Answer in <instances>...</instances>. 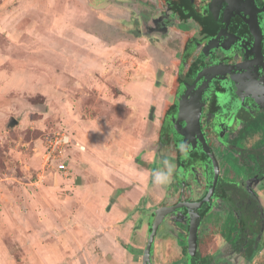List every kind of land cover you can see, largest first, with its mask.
Returning <instances> with one entry per match:
<instances>
[{
	"label": "rangeland",
	"instance_id": "rangeland-1",
	"mask_svg": "<svg viewBox=\"0 0 264 264\" xmlns=\"http://www.w3.org/2000/svg\"><path fill=\"white\" fill-rule=\"evenodd\" d=\"M99 1L0 0V264L141 263L148 147L175 45L158 43L160 53L124 37L121 15L98 14ZM62 131L85 146L64 151L67 173L43 168L48 137Z\"/></svg>",
	"mask_w": 264,
	"mask_h": 264
},
{
	"label": "flooded vegetation",
	"instance_id": "flooded-vegetation-1",
	"mask_svg": "<svg viewBox=\"0 0 264 264\" xmlns=\"http://www.w3.org/2000/svg\"><path fill=\"white\" fill-rule=\"evenodd\" d=\"M94 6L111 22L103 8L121 15L124 37L148 39L160 53V43L175 45L168 50L169 91L148 148L150 179L164 159L175 168L165 186L151 179L157 189L140 209V264L150 217L152 264H254L264 256V0Z\"/></svg>",
	"mask_w": 264,
	"mask_h": 264
},
{
	"label": "built area",
	"instance_id": "built-area-1",
	"mask_svg": "<svg viewBox=\"0 0 264 264\" xmlns=\"http://www.w3.org/2000/svg\"><path fill=\"white\" fill-rule=\"evenodd\" d=\"M69 147H76L80 151L85 150V147L75 141L67 132H56L49 136L45 145L43 168H54L55 163L57 172L67 173L71 159L68 153L64 151Z\"/></svg>",
	"mask_w": 264,
	"mask_h": 264
},
{
	"label": "clouds",
	"instance_id": "clouds-1",
	"mask_svg": "<svg viewBox=\"0 0 264 264\" xmlns=\"http://www.w3.org/2000/svg\"><path fill=\"white\" fill-rule=\"evenodd\" d=\"M180 151L186 152V146L181 145ZM162 163H163L162 168L156 169L151 173L152 183L155 186H165L171 182V178H172L175 165L172 164L167 159H164Z\"/></svg>",
	"mask_w": 264,
	"mask_h": 264
},
{
	"label": "crops",
	"instance_id": "crops-1",
	"mask_svg": "<svg viewBox=\"0 0 264 264\" xmlns=\"http://www.w3.org/2000/svg\"><path fill=\"white\" fill-rule=\"evenodd\" d=\"M89 142V141H88ZM79 143V142H78ZM80 144V143H79ZM85 147V146H84ZM74 148H76V147H74ZM149 148V147H148ZM83 158H85L86 159V161L87 162H89V164H90V167H92L93 166V162H94V164H97L95 161H93V159L91 160V158L92 157H90V158H88V156H85V157H83ZM85 160H83L82 162H84ZM99 168H100V166H99ZM106 168V169H105ZM105 168H103L102 170L105 172H115V170H114V168H107V166H105ZM90 170H91V168H90ZM110 170V171H109ZM105 172V173H106ZM146 177H147V179H146V183L147 182H149V180L151 181V179H150V170L148 169V173L146 174ZM141 188H142V186H141ZM104 189V188H103ZM157 189V187H154V186H152V190H153V194H154V190H156ZM145 190V189H144ZM103 192V191H102ZM104 192H105V190H104ZM127 194H129L128 196H125L124 198H123V202H124V204H125V206H128L129 207V212H134L135 211V208H137V210L139 209V205H138V203H137V198H136V196L133 194V193H129L128 191H127ZM115 207H113V209H114ZM118 209V208H117ZM119 210V209H118ZM127 210V209H126ZM128 212V213H129ZM117 213H120V212H118L117 211ZM127 213V214H128ZM118 215V214H117ZM128 221V220H127ZM126 221V225L128 224V222ZM118 223V222H117ZM123 224V222L121 221V223H120V225H122ZM119 225V226H120ZM111 226H116V225H111ZM143 228L145 229V224L143 225ZM110 247L113 249V248H115L113 245H110ZM127 249V248H126ZM127 252H128V249H127ZM123 256V255H122ZM122 256H121V258H122Z\"/></svg>",
	"mask_w": 264,
	"mask_h": 264
},
{
	"label": "water",
	"instance_id": "water-1",
	"mask_svg": "<svg viewBox=\"0 0 264 264\" xmlns=\"http://www.w3.org/2000/svg\"><path fill=\"white\" fill-rule=\"evenodd\" d=\"M259 47H261V46H259ZM259 50H260L259 53H260V56H261L262 55L261 48ZM17 123H18L17 120L12 118L7 123L6 127L7 128H12ZM149 226H150V228H149V231H148L147 241H146L145 249L143 250V254H142V264H152L151 263L150 247H151V243H152L153 236H154V231H155V226H156L155 221H152V217H150Z\"/></svg>",
	"mask_w": 264,
	"mask_h": 264
}]
</instances>
